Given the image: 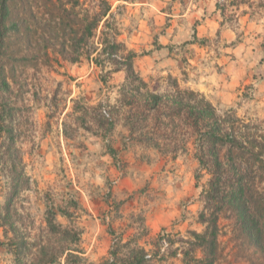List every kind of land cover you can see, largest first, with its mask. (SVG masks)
Instances as JSON below:
<instances>
[{"label": "rangeland", "instance_id": "obj_1", "mask_svg": "<svg viewBox=\"0 0 264 264\" xmlns=\"http://www.w3.org/2000/svg\"><path fill=\"white\" fill-rule=\"evenodd\" d=\"M104 1L147 88L137 91L123 71L111 73L120 59L116 66L84 57L72 63L49 51L47 59L5 67L0 117L11 131L0 135V150L12 138L16 151L0 154V264H124L140 251L143 264L201 256L192 233L204 231L200 193L209 176L194 158L190 129L146 114L144 103L146 91L199 93L187 87L189 67L210 70L211 100L199 94L219 115L231 111L264 131V0ZM80 2L90 14L105 7ZM32 7L33 36H47V2ZM19 47L17 39L11 50ZM10 164L24 190L5 208ZM231 229L220 218L217 264H264L247 244H235Z\"/></svg>", "mask_w": 264, "mask_h": 264}, {"label": "trees", "instance_id": "obj_2", "mask_svg": "<svg viewBox=\"0 0 264 264\" xmlns=\"http://www.w3.org/2000/svg\"><path fill=\"white\" fill-rule=\"evenodd\" d=\"M34 1L0 0L1 76L7 65H26L37 59H47L50 51L72 63H77L84 57L97 65L106 62L116 66V59H120L121 67L114 68L111 73L123 71L126 82H138L137 91L147 88L146 83L135 76L132 61L136 54L126 51L116 40L118 33L110 22L112 14L106 1L100 2L105 5L102 10L90 14L80 0H45L48 20L43 27L47 29V36L40 34L38 39L33 36L30 28V22L35 18L32 11ZM77 9L78 13L75 12ZM10 20L14 23L11 28L7 26ZM65 29L69 31L65 32ZM97 32L98 42L93 44L91 41L96 38ZM10 34L17 36L20 43L17 52L11 50L17 39L11 41ZM23 43L25 46L21 47ZM38 43L42 45V49L37 46ZM1 81L7 89L6 79L2 78ZM174 83L173 89L176 90L177 85ZM197 96L199 100L195 99ZM144 103L146 114L157 113L168 119L175 128L190 129L195 139L194 158L199 170L209 176L200 193L203 209L199 214V222L204 226V231L201 234L192 233V245L199 250L201 256L189 255V262L184 263L219 262L222 256L218 242L219 220L222 217L231 223L235 244L239 241L247 244L248 249H253L264 260V190L261 187L264 183V131L245 123L231 111L219 115L209 101L193 91L177 89L175 95H158L146 91ZM141 115L144 120L147 118L145 113L142 112ZM10 131L11 128L1 116L0 135L7 133L9 136ZM14 151L13 139L9 138L0 154L5 156ZM10 165L11 187L5 208L24 190L16 176L15 165ZM199 178L200 174H197L195 179L198 181ZM49 226L53 227V224L49 222ZM143 253L140 251L124 264H143ZM106 264L116 263L110 259Z\"/></svg>", "mask_w": 264, "mask_h": 264}, {"label": "crops", "instance_id": "obj_3", "mask_svg": "<svg viewBox=\"0 0 264 264\" xmlns=\"http://www.w3.org/2000/svg\"><path fill=\"white\" fill-rule=\"evenodd\" d=\"M164 51H166L165 48L161 49V51H154L152 53L153 56H151V59H153L156 56H159V54H161V52ZM205 69L206 68L201 63H197V65L195 64V66L189 67L187 69V71L189 72V80L186 82V84L187 87H189L190 89L202 93L204 96L207 97V99L211 100V98L208 97L209 94L208 90L209 88H211L212 85L211 83L213 82V76L209 74L208 71L210 70L207 69V73H206ZM174 74L176 75V72ZM231 97L236 98L237 95L232 94ZM230 102L231 101H229V103Z\"/></svg>", "mask_w": 264, "mask_h": 264}, {"label": "built area", "instance_id": "obj_4", "mask_svg": "<svg viewBox=\"0 0 264 264\" xmlns=\"http://www.w3.org/2000/svg\"><path fill=\"white\" fill-rule=\"evenodd\" d=\"M102 115L104 118H109V114L105 110L102 111Z\"/></svg>", "mask_w": 264, "mask_h": 264}]
</instances>
